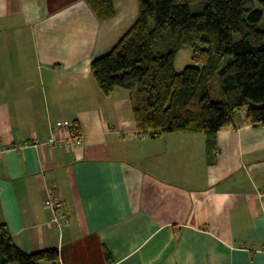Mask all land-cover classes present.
Masks as SVG:
<instances>
[{"label": "crops", "instance_id": "obj_1", "mask_svg": "<svg viewBox=\"0 0 264 264\" xmlns=\"http://www.w3.org/2000/svg\"><path fill=\"white\" fill-rule=\"evenodd\" d=\"M114 10L101 23L84 0H0V147L12 148L0 155V224L28 254L56 249L59 264H264V127L237 114L211 156L201 133L138 130L131 92L107 97L91 73L138 0ZM63 123L70 132L53 135ZM53 184L61 232L45 206Z\"/></svg>", "mask_w": 264, "mask_h": 264}, {"label": "trees", "instance_id": "obj_2", "mask_svg": "<svg viewBox=\"0 0 264 264\" xmlns=\"http://www.w3.org/2000/svg\"><path fill=\"white\" fill-rule=\"evenodd\" d=\"M84 1L99 22L114 19L117 0ZM185 48L195 65L177 73L175 57ZM91 73L107 97L131 92L138 130L201 133L211 156L218 133L232 128L237 114L264 127V0H138L135 23L93 59ZM214 80L221 101L209 96ZM0 264H59V254L24 252L0 224Z\"/></svg>", "mask_w": 264, "mask_h": 264}, {"label": "built area", "instance_id": "obj_3", "mask_svg": "<svg viewBox=\"0 0 264 264\" xmlns=\"http://www.w3.org/2000/svg\"><path fill=\"white\" fill-rule=\"evenodd\" d=\"M70 132V126L67 123L59 124L55 129L52 130L53 135H58L62 131ZM68 143L73 145H79L82 143V136L75 135L74 137L68 138ZM53 140L48 142H40V141H32L30 142H24L20 145H15L14 148L18 150H22L24 148H36L39 146H50L52 145ZM11 147H0V155L3 153H6L10 151ZM62 204H63V198L59 189V186L57 184H53L47 192L46 200H45V206L46 208L51 212L52 214V220L51 224L59 231L61 232L62 228L68 224V218L62 214ZM262 250H264V247H262Z\"/></svg>", "mask_w": 264, "mask_h": 264}, {"label": "rangeland", "instance_id": "obj_4", "mask_svg": "<svg viewBox=\"0 0 264 264\" xmlns=\"http://www.w3.org/2000/svg\"><path fill=\"white\" fill-rule=\"evenodd\" d=\"M256 9H260L258 3L255 1ZM194 62L191 58V49L185 48L181 50L175 57V71L180 73L184 68L189 66H194ZM209 96L213 101H221L223 99V95L220 91V86L218 80H214L209 87ZM243 115V113H241Z\"/></svg>", "mask_w": 264, "mask_h": 264}]
</instances>
